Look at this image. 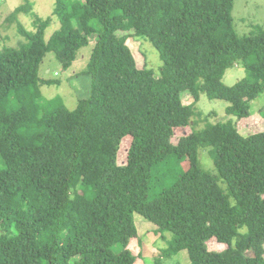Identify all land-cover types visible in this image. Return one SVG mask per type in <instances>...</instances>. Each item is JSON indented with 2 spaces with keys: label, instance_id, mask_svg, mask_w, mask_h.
Wrapping results in <instances>:
<instances>
[{
  "label": "trees",
  "instance_id": "trees-1",
  "mask_svg": "<svg viewBox=\"0 0 264 264\" xmlns=\"http://www.w3.org/2000/svg\"><path fill=\"white\" fill-rule=\"evenodd\" d=\"M234 2L56 0L44 19L25 0L8 16L33 15L34 30L18 22L26 41L0 48V264H97L107 252L130 255L135 212L172 234L145 264H166L183 250L188 264H217L213 238L227 244L218 264H264V131L244 136L233 118L249 116L264 92V32L240 36ZM53 16L61 25L46 39ZM93 38L90 96L74 110L61 99L50 108L41 90L52 82L40 76L46 54L55 52L68 69ZM129 38L154 45L159 74L137 65ZM238 63L246 76L226 85L227 69ZM201 93L228 101V119L176 139ZM186 95L194 102H180ZM206 146L228 194L200 166ZM87 201L83 218L77 208ZM220 227L237 232L229 238Z\"/></svg>",
  "mask_w": 264,
  "mask_h": 264
},
{
  "label": "rangeland",
  "instance_id": "rangeland-1",
  "mask_svg": "<svg viewBox=\"0 0 264 264\" xmlns=\"http://www.w3.org/2000/svg\"><path fill=\"white\" fill-rule=\"evenodd\" d=\"M56 0H30L33 4V10L40 18L52 16L55 8ZM21 4H25V0H0V48L19 47L26 41L25 37L18 30V22L22 23L28 30H34V16L20 12L16 19H7L8 16ZM233 18L235 29L240 36L257 35L264 32V0H235L233 8ZM60 21L56 16H53V22L47 28L45 38L49 39L52 33L60 28ZM76 26H79L78 23ZM96 38L91 39L87 46L79 50L76 60L68 69H64L62 63L57 59L55 52L50 51L46 54L40 66V76L46 80H51V83L42 85L41 90L44 96V103H52L49 106L52 108L54 102H49L53 99H61L63 103L71 110L77 107L78 101L90 96L91 94V76L85 73L90 56L95 45ZM135 58L137 65L142 68L147 66L160 72L163 66V60L159 51L147 39L129 38L127 41ZM246 76V71L241 63L227 69L223 81L226 85L232 86L240 79ZM154 110L150 119V124L155 125V113L157 111L156 101H151ZM179 102V99H174L168 107ZM184 104H191L194 98L191 95H186L180 99ZM229 102L224 99H211L205 93L200 94V99L194 107V115L191 119V124L188 127H181L175 130L176 139L180 136L189 134L192 130L204 128L208 123H216L228 119L226 111ZM264 92L261 93L255 100L251 102L250 115L244 118L233 117L237 126L244 136L264 131ZM263 108V109H262ZM130 135L126 136L122 143L118 154V162L126 164L128 150L130 147ZM132 138V137H131ZM210 146L201 147L199 149V163L203 170L214 176L220 187L228 194L227 184L220 177L213 158L210 155ZM76 198L81 197L80 191L75 193ZM233 202V199L230 198ZM89 201L80 203L78 210L83 218L89 215ZM134 219L137 226L138 235L131 239L128 254L114 255L107 252L102 256L96 257L97 264H129L131 257L134 256V264L150 263L154 257L158 255L161 249L169 246L172 234L165 232L164 235L158 232L157 226L146 219L139 213H134ZM225 226V225H222ZM241 231H245L243 228ZM220 232L232 238L237 232L235 229H225L220 227ZM209 249L213 252L211 255L217 256L216 263L220 262V253L227 247V244L217 241L215 238L208 242ZM219 253V254H218ZM211 260V258H210ZM190 262L187 250L180 251L176 256L167 260L166 264H188ZM210 262V261H209Z\"/></svg>",
  "mask_w": 264,
  "mask_h": 264
}]
</instances>
